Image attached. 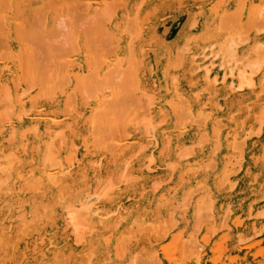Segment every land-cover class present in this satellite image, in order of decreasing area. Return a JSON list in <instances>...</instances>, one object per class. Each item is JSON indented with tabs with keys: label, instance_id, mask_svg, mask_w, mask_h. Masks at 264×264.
<instances>
[{
	"label": "bare ground",
	"instance_id": "6f19581e",
	"mask_svg": "<svg viewBox=\"0 0 264 264\" xmlns=\"http://www.w3.org/2000/svg\"><path fill=\"white\" fill-rule=\"evenodd\" d=\"M0 264H264V0H0Z\"/></svg>",
	"mask_w": 264,
	"mask_h": 264
}]
</instances>
